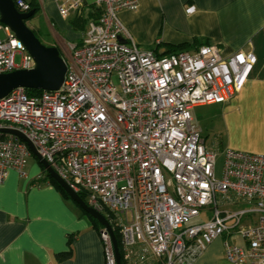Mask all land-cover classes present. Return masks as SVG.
Listing matches in <instances>:
<instances>
[{"label":"built area","instance_id":"obj_1","mask_svg":"<svg viewBox=\"0 0 264 264\" xmlns=\"http://www.w3.org/2000/svg\"><path fill=\"white\" fill-rule=\"evenodd\" d=\"M53 1L67 19L87 0ZM15 6L31 10L22 0ZM94 6L79 42L67 45L61 87L37 96L13 89L0 99V129L19 131L74 192L86 193L119 236L121 264H193L217 239L228 263L264 264V153L224 150L217 179L218 153L192 120L194 108L239 92L256 56L223 57L215 45L156 56L118 18L138 0ZM32 67L0 23V75ZM32 156L27 143L0 132V183L10 171L24 175ZM201 213L207 221L194 223ZM99 236L104 264H116L110 234L102 228Z\"/></svg>","mask_w":264,"mask_h":264},{"label":"crops","instance_id":"obj_2","mask_svg":"<svg viewBox=\"0 0 264 264\" xmlns=\"http://www.w3.org/2000/svg\"><path fill=\"white\" fill-rule=\"evenodd\" d=\"M22 1L34 10L27 27L63 59L69 56L67 45L79 42L95 18L94 0L67 19L59 16L53 0ZM189 7L192 13H186ZM118 18L140 49L159 55H167V46L196 40L200 47L217 46L223 57L253 52L257 61L244 87L224 104L194 108L192 120L201 134H213V140L203 138L212 150L264 153V0H138L135 11H121ZM40 166L30 160L24 175L10 171L0 183V264H104L98 230ZM193 264H230L221 239Z\"/></svg>","mask_w":264,"mask_h":264},{"label":"water","instance_id":"obj_3","mask_svg":"<svg viewBox=\"0 0 264 264\" xmlns=\"http://www.w3.org/2000/svg\"><path fill=\"white\" fill-rule=\"evenodd\" d=\"M33 15L34 10H30L27 13L20 12L16 8L14 0H0V23L10 28L33 62V67L29 70L21 69L0 75V99L7 96L13 89L19 87L26 90L53 92L58 90L64 81L66 64L59 50L56 47L43 45L26 25V22ZM120 41L123 42L122 39ZM0 132L11 134L27 143L33 156L37 158L38 163L43 167L45 172L65 191L73 202L106 229L112 240L116 264H121L116 237L105 218L90 208L80 198L78 193L74 192L52 170L49 164L37 154L35 148L24 135L15 129H0Z\"/></svg>","mask_w":264,"mask_h":264},{"label":"trees","instance_id":"obj_4","mask_svg":"<svg viewBox=\"0 0 264 264\" xmlns=\"http://www.w3.org/2000/svg\"><path fill=\"white\" fill-rule=\"evenodd\" d=\"M79 19V18H78ZM78 19H76L72 24L77 25V22L79 21ZM85 31V30H84ZM83 31V32H84ZM197 46L200 47V45L198 46V41L196 40L194 42L193 45H190V44H180V45H177V46H167L168 47V52L167 54H171V53H176V52H180V51H188L192 48V46ZM196 48V49H197ZM154 54H156V56H163V55H159L155 50L153 51ZM27 91V94L29 96H37L39 95L42 91H37V90H26ZM46 174V177L47 179L49 180V182L62 194V196L67 199V200H71L69 198V196L65 193V191L47 174ZM78 195L80 196V198L86 203V193L85 192H78ZM72 201V200H71ZM76 207L77 204L76 203H73ZM81 213L86 216L88 219H90V221L92 222V224L94 225V227L98 230V232H100V230L102 229V226L99 224L98 221H96L95 219H93L91 216H89L87 213H85L83 210H81ZM115 237L117 239V242H118V246H119V236L117 234H115ZM69 256V253H66V254H63L62 255V258H67Z\"/></svg>","mask_w":264,"mask_h":264},{"label":"rangeland","instance_id":"obj_5","mask_svg":"<svg viewBox=\"0 0 264 264\" xmlns=\"http://www.w3.org/2000/svg\"><path fill=\"white\" fill-rule=\"evenodd\" d=\"M90 1L91 0H89V2ZM36 20H38V19H36ZM37 22L41 26V20H38ZM142 48H144V47H142ZM190 53H192V52H190ZM15 62L16 63H19L20 62V55H16ZM192 114H194V110L192 111ZM201 136L204 139L206 138L207 140H213V137H214L213 134H209L207 132H203L201 134ZM215 151L218 153L217 154V157H216V161H215V177L217 179H219L221 177V172H222V167H223V154H222L223 153V150L220 149V148H215ZM29 160H32V161H35V162L38 163L37 158L34 157V156H32ZM39 166H40V164H39ZM40 168L44 171V173H46L45 170L43 169V167L40 166ZM237 208L239 209L241 207H237ZM205 221H207L206 214L201 213L200 217L197 220H195L194 223L205 222Z\"/></svg>","mask_w":264,"mask_h":264},{"label":"clouds","instance_id":"obj_6","mask_svg":"<svg viewBox=\"0 0 264 264\" xmlns=\"http://www.w3.org/2000/svg\"><path fill=\"white\" fill-rule=\"evenodd\" d=\"M15 2V1H14ZM103 228V227H102ZM115 235V234H114ZM117 240V239H116ZM117 244H118V242H117Z\"/></svg>","mask_w":264,"mask_h":264}]
</instances>
